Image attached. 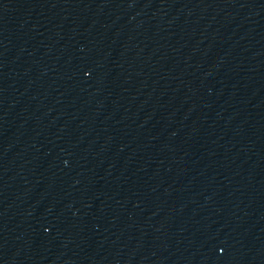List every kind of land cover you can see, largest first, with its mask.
<instances>
[{
  "label": "water",
  "instance_id": "water-1",
  "mask_svg": "<svg viewBox=\"0 0 264 264\" xmlns=\"http://www.w3.org/2000/svg\"><path fill=\"white\" fill-rule=\"evenodd\" d=\"M0 264H264V0H0Z\"/></svg>",
  "mask_w": 264,
  "mask_h": 264
}]
</instances>
